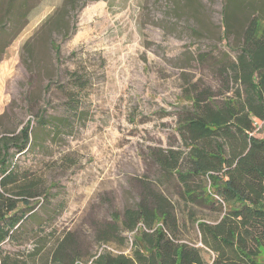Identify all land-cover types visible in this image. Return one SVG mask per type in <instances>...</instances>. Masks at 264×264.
I'll return each mask as SVG.
<instances>
[{
	"label": "rangeland",
	"instance_id": "rangeland-1",
	"mask_svg": "<svg viewBox=\"0 0 264 264\" xmlns=\"http://www.w3.org/2000/svg\"><path fill=\"white\" fill-rule=\"evenodd\" d=\"M256 16L264 0H0V138L31 124L7 169L37 190L0 264H48L67 233L86 260L144 187L172 201L186 235L181 189L151 155L181 145L177 114L196 89L224 90L220 64Z\"/></svg>",
	"mask_w": 264,
	"mask_h": 264
},
{
	"label": "trees",
	"instance_id": "trees-1",
	"mask_svg": "<svg viewBox=\"0 0 264 264\" xmlns=\"http://www.w3.org/2000/svg\"><path fill=\"white\" fill-rule=\"evenodd\" d=\"M232 52L219 67L225 76L224 90L196 89L189 107L178 112L181 145L151 155L181 189L186 235L181 234L172 201L144 187L136 208L126 209L123 218L113 219L99 232L97 253L85 260L72 233H67L47 254L48 264H260L264 252L263 17L249 21L240 46ZM30 126L20 135L0 138V246L13 238L26 217L22 209H31L30 200L37 196L36 183L19 185L15 172L7 169L10 149H26ZM196 211L206 215L197 216ZM189 224L193 233L187 232ZM123 233L133 238L129 254L116 249L127 246ZM42 251L38 249L35 256H42ZM205 254L211 256L210 262ZM5 261L4 257L1 264Z\"/></svg>",
	"mask_w": 264,
	"mask_h": 264
},
{
	"label": "crops",
	"instance_id": "crops-1",
	"mask_svg": "<svg viewBox=\"0 0 264 264\" xmlns=\"http://www.w3.org/2000/svg\"><path fill=\"white\" fill-rule=\"evenodd\" d=\"M210 262V261H209Z\"/></svg>",
	"mask_w": 264,
	"mask_h": 264
}]
</instances>
